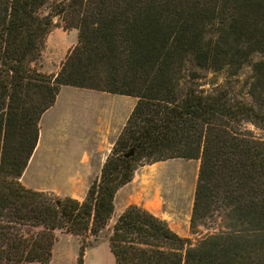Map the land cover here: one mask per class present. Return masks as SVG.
I'll use <instances>...</instances> for the list:
<instances>
[{
  "label": "trees",
  "instance_id": "trees-1",
  "mask_svg": "<svg viewBox=\"0 0 264 264\" xmlns=\"http://www.w3.org/2000/svg\"><path fill=\"white\" fill-rule=\"evenodd\" d=\"M59 24L77 40L46 73ZM244 66L250 101L196 81ZM66 85L136 98L82 200L20 180ZM248 124L264 130V0H0V264H48L59 229L80 237L84 264L117 190L139 165L175 157L199 161L191 226L221 227L194 242L129 204L110 227L113 264H264V137Z\"/></svg>",
  "mask_w": 264,
  "mask_h": 264
},
{
  "label": "rangeland",
  "instance_id": "rangeland-1",
  "mask_svg": "<svg viewBox=\"0 0 264 264\" xmlns=\"http://www.w3.org/2000/svg\"><path fill=\"white\" fill-rule=\"evenodd\" d=\"M71 29H64L61 24L52 26L37 65L40 70L46 73L59 70L74 45L67 38ZM202 73L196 80L201 87H229L237 97L250 101L247 94L252 73L250 66L242 67L233 76L224 71L203 70ZM135 101V97L128 95L62 86L54 104L41 116L37 148L22 173L21 182L60 198L72 196L82 200L88 185L99 174ZM248 126L256 135L264 137V130ZM198 165L197 159L182 157L139 165L132 179L117 190L112 217L94 246L86 248L84 264L114 263L108 246L110 227L129 204L148 209L194 242L219 230V217L195 227L190 224ZM152 172L155 180L149 177ZM55 235L51 264H76L80 237L61 229L56 230Z\"/></svg>",
  "mask_w": 264,
  "mask_h": 264
},
{
  "label": "crops",
  "instance_id": "crops-1",
  "mask_svg": "<svg viewBox=\"0 0 264 264\" xmlns=\"http://www.w3.org/2000/svg\"><path fill=\"white\" fill-rule=\"evenodd\" d=\"M67 38H68V42H70L71 44H75L76 40H77V30L76 29H71L69 31V33L67 34ZM34 152H35V150H34ZM88 255H89V252H88V254L86 253V258H88ZM52 260L53 259L51 257L50 262L48 264H51ZM28 264H42V263L34 261V262H30Z\"/></svg>",
  "mask_w": 264,
  "mask_h": 264
},
{
  "label": "bare ground",
  "instance_id": "bare-ground-1",
  "mask_svg": "<svg viewBox=\"0 0 264 264\" xmlns=\"http://www.w3.org/2000/svg\"><path fill=\"white\" fill-rule=\"evenodd\" d=\"M38 141H39V140H38ZM36 148H37V146H36ZM149 177H150L152 180H155V179H154V178H155V175H154L153 172L149 175Z\"/></svg>",
  "mask_w": 264,
  "mask_h": 264
},
{
  "label": "water",
  "instance_id": "water-1",
  "mask_svg": "<svg viewBox=\"0 0 264 264\" xmlns=\"http://www.w3.org/2000/svg\"><path fill=\"white\" fill-rule=\"evenodd\" d=\"M129 153H127V155H128Z\"/></svg>",
  "mask_w": 264,
  "mask_h": 264
}]
</instances>
